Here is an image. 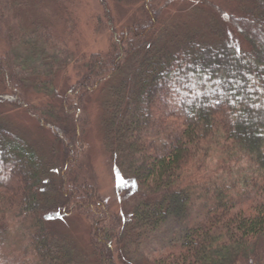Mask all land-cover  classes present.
Returning a JSON list of instances; mask_svg holds the SVG:
<instances>
[{
	"label": "trees",
	"instance_id": "1",
	"mask_svg": "<svg viewBox=\"0 0 264 264\" xmlns=\"http://www.w3.org/2000/svg\"><path fill=\"white\" fill-rule=\"evenodd\" d=\"M159 1L100 0L109 50L78 57L82 77L60 106L36 108L13 47L26 48L21 68L31 73L33 90L46 95L70 54L55 53L44 24L24 33L12 1L0 0V42L7 47L0 105L23 108L61 149V158L54 150L46 158L0 115V264H74L71 252L55 246L49 225L74 214L91 224L99 264H264V0H243L240 14L223 16L245 50L221 29L214 40L168 27L158 38ZM111 2L141 3V21L119 27ZM107 85L103 145L119 186L128 189L120 196L127 222L83 178L81 113ZM170 220L183 230L175 252L157 260L120 252L132 233L154 232Z\"/></svg>",
	"mask_w": 264,
	"mask_h": 264
},
{
	"label": "rangeland",
	"instance_id": "2",
	"mask_svg": "<svg viewBox=\"0 0 264 264\" xmlns=\"http://www.w3.org/2000/svg\"><path fill=\"white\" fill-rule=\"evenodd\" d=\"M11 1L13 5L11 14L17 16L19 12L24 33L29 32L35 22L44 24L52 33L50 44L57 46L58 50L55 49V53L66 50L70 54L67 65L54 76L53 95H46L33 90L34 81L33 78L31 79V73L26 71L25 67L21 68V58L28 54L26 48L22 44L13 47V51L19 55L18 59L14 60V67L18 75L25 79V94L30 103L36 108L49 103L56 107L60 106L61 98L67 88L82 77V69L79 64H76L79 63L76 62L78 57L105 53L109 50L110 32L104 25L102 27L99 21L100 18L103 19L100 0ZM241 2L243 0H160L158 5L162 10L161 26L157 37L160 38L168 27L174 28L175 33L180 31L181 36L188 31H198L204 35L205 39L214 40L217 38L215 32L221 29L224 30L225 37L230 38L236 46L245 50L246 44L241 41L237 33L231 30L223 18L224 15L240 14ZM62 4H66L65 7L61 6ZM111 8L119 27L140 22L143 16L139 2L124 4L111 2ZM67 15L70 17L67 18L66 24ZM1 42L0 55H4L7 47L5 42ZM108 86L104 90L100 88L91 94L81 113V118L85 121L83 178L87 176L95 182L98 195L111 214L124 218L126 208L120 196L121 193L125 195L128 189H122L123 187L119 186L121 179L116 174L103 145L101 105L106 100ZM0 115L3 122L15 129L46 158L50 157L52 150L55 151L56 157L61 158V149L59 145L57 148L53 135L40 128L36 119L23 108L1 104ZM124 219L125 222L128 221V218ZM49 225L55 246L71 252L75 257L74 264H99L91 244V224L84 217L79 214L60 216L58 219H53V222H49ZM182 234L180 224L170 220L154 232L132 233V236L129 235L126 239L127 246L125 249L121 248L120 252L130 259L137 257L157 260L175 252L174 246L179 244ZM118 264H120L119 260Z\"/></svg>",
	"mask_w": 264,
	"mask_h": 264
},
{
	"label": "snow or ice",
	"instance_id": "3",
	"mask_svg": "<svg viewBox=\"0 0 264 264\" xmlns=\"http://www.w3.org/2000/svg\"><path fill=\"white\" fill-rule=\"evenodd\" d=\"M121 183H123V181H121Z\"/></svg>",
	"mask_w": 264,
	"mask_h": 264
}]
</instances>
